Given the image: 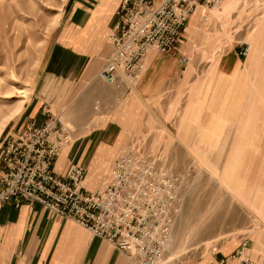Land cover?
Here are the masks:
<instances>
[{"label": "rangeland", "instance_id": "374dc122", "mask_svg": "<svg viewBox=\"0 0 264 264\" xmlns=\"http://www.w3.org/2000/svg\"><path fill=\"white\" fill-rule=\"evenodd\" d=\"M65 2L0 0V157L6 134L12 129L21 131L27 123L22 117L35 94L42 53ZM181 39L180 59L186 54L184 65H196L195 78L223 54L236 51L238 55L241 47H250L247 56L238 55L246 69L255 54L256 66L245 69L248 86L235 119L217 137L183 134L186 128L180 127L181 118L172 120L179 134H166V120L151 109L140 124L137 109L131 106L129 113L135 120L129 143L115 150L108 163L129 145L158 165L182 174L190 171L187 186L191 190L171 248L159 264H197L226 249L229 253L224 256H229L245 241L254 264H264V0H223L199 6ZM185 105L182 101L181 113L176 115L186 113ZM205 137L208 143L202 142ZM112 163L101 166L93 176L86 168L84 185L100 189Z\"/></svg>", "mask_w": 264, "mask_h": 264}, {"label": "crops", "instance_id": "0c3cea01", "mask_svg": "<svg viewBox=\"0 0 264 264\" xmlns=\"http://www.w3.org/2000/svg\"><path fill=\"white\" fill-rule=\"evenodd\" d=\"M121 3L122 0H66L43 50L35 94L22 119L44 125L49 117L45 109L50 107L72 126L71 142L55 163L60 175L79 165L90 168L93 176L101 166L113 162L108 163L110 155L129 143L126 140L132 120L138 117L143 124L151 109L166 120V134H179L172 120L181 118L180 127L186 128L183 134L221 136L228 122L235 119L246 93V70L257 64L253 62L254 54L246 69L236 51L229 52L195 78L196 65L185 66L180 59L185 26L173 51L148 54L147 68L139 82L109 84L100 72L114 53L109 36L119 20ZM195 17L196 14L189 26ZM182 101L186 102V113L179 117L176 114L181 113ZM131 106L137 109L134 119L130 116ZM209 137L202 142L208 143ZM2 172L0 162V175ZM228 251L219 250L197 264H216ZM0 264L132 262L107 240L37 202L15 208L0 201Z\"/></svg>", "mask_w": 264, "mask_h": 264}, {"label": "built area", "instance_id": "2783aa9c", "mask_svg": "<svg viewBox=\"0 0 264 264\" xmlns=\"http://www.w3.org/2000/svg\"><path fill=\"white\" fill-rule=\"evenodd\" d=\"M223 0H122L119 20L109 36L114 53L100 75L112 85L139 82L151 51L169 53L180 40L199 6ZM250 47H241L247 56ZM182 63L188 57L183 56ZM44 125L33 122L10 130L1 145L0 201L20 208L37 202L107 240L132 264H159L171 248L185 198L190 171L161 166L127 145L115 157L103 185H84L86 169L72 166L65 175L55 170L70 128L50 108ZM248 241L216 264H254Z\"/></svg>", "mask_w": 264, "mask_h": 264}, {"label": "bare ground", "instance_id": "6f19581e", "mask_svg": "<svg viewBox=\"0 0 264 264\" xmlns=\"http://www.w3.org/2000/svg\"><path fill=\"white\" fill-rule=\"evenodd\" d=\"M27 103V102H26Z\"/></svg>", "mask_w": 264, "mask_h": 264}]
</instances>
